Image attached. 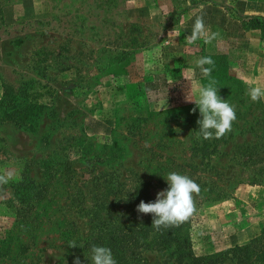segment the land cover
I'll return each mask as SVG.
<instances>
[{
  "label": "rangeland",
  "instance_id": "rangeland-1",
  "mask_svg": "<svg viewBox=\"0 0 264 264\" xmlns=\"http://www.w3.org/2000/svg\"><path fill=\"white\" fill-rule=\"evenodd\" d=\"M239 14L264 0H0V264H92L93 245L117 264H264L214 220L264 183V100L246 94L264 39ZM198 16L216 38L189 45ZM211 79L236 120L204 140L186 97ZM173 171L200 186L196 212L157 231L136 208Z\"/></svg>",
  "mask_w": 264,
  "mask_h": 264
},
{
  "label": "clouds",
  "instance_id": "clouds-1",
  "mask_svg": "<svg viewBox=\"0 0 264 264\" xmlns=\"http://www.w3.org/2000/svg\"><path fill=\"white\" fill-rule=\"evenodd\" d=\"M215 38L216 34L207 30L203 16H198L194 21L191 35L186 37V40L189 45L195 44L198 40L209 44ZM196 66L205 77H211L215 61L210 56L200 57L196 61ZM215 85L216 81L211 79L207 85L199 86L198 99L186 97L187 101L195 102L196 107L191 110L193 113L199 109L197 138L202 137L204 140L224 137L232 131V125L236 120L235 105L223 99ZM246 94L252 102L264 100V86L249 84ZM12 178L11 172L0 174V185L8 183ZM165 179L168 187L159 191L154 201L146 203L141 200L136 208L138 213L152 215V227L157 231L187 222L196 212L195 196L201 191L200 186L187 175L173 171L168 173ZM70 246L77 247L75 243ZM91 253L92 264H117L108 247L93 245ZM73 264H81L80 258L76 257Z\"/></svg>",
  "mask_w": 264,
  "mask_h": 264
},
{
  "label": "crops",
  "instance_id": "crops-1",
  "mask_svg": "<svg viewBox=\"0 0 264 264\" xmlns=\"http://www.w3.org/2000/svg\"><path fill=\"white\" fill-rule=\"evenodd\" d=\"M241 195L238 198L240 201L233 198L232 205L221 210L223 219L220 223L214 217L218 228L226 233L231 231L226 240L230 245L246 243L264 226V183L248 187L246 193Z\"/></svg>",
  "mask_w": 264,
  "mask_h": 264
},
{
  "label": "trees",
  "instance_id": "trees-1",
  "mask_svg": "<svg viewBox=\"0 0 264 264\" xmlns=\"http://www.w3.org/2000/svg\"><path fill=\"white\" fill-rule=\"evenodd\" d=\"M236 19L238 20L239 26L244 30H257L261 39H264V17L257 14L250 15H236ZM264 226L261 228L260 232L263 231ZM259 232V233H260ZM258 233V234H259ZM257 234V235H258ZM264 234V233H262ZM260 235V234H259ZM256 236V235H255ZM254 236V237H255ZM251 238V242L254 244L251 247L252 257L255 259L259 255L258 245L261 246V250H264V235H260L255 238Z\"/></svg>",
  "mask_w": 264,
  "mask_h": 264
}]
</instances>
